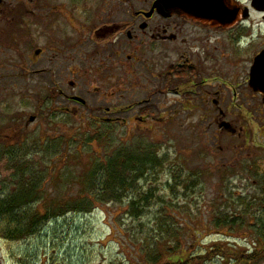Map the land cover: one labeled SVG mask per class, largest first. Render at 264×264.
I'll use <instances>...</instances> for the list:
<instances>
[{"label":"flooded vegetation","instance_id":"1","mask_svg":"<svg viewBox=\"0 0 264 264\" xmlns=\"http://www.w3.org/2000/svg\"><path fill=\"white\" fill-rule=\"evenodd\" d=\"M158 1L0 0V165L19 162L6 153L18 136L24 150L38 128L43 138L46 119L62 118L56 129L66 134L85 112L96 128L123 130L122 149L146 132L164 144L174 114L162 105L161 125L144 107L171 98L177 114L197 116L210 166L243 163L256 191L239 198L263 211L264 0H210L204 9L185 6L201 0L160 9ZM228 138L238 144L221 147ZM156 152L164 164L169 151Z\"/></svg>","mask_w":264,"mask_h":264},{"label":"rangeland","instance_id":"2","mask_svg":"<svg viewBox=\"0 0 264 264\" xmlns=\"http://www.w3.org/2000/svg\"><path fill=\"white\" fill-rule=\"evenodd\" d=\"M162 105L174 114L163 127L165 143L149 132L132 140L137 151H169L162 168L149 171L147 179L136 184L135 190L152 191L155 196L137 213L129 197L136 201L139 197L132 192L111 201L101 199L96 191L102 188L107 164L124 148L123 130L96 128L85 112L82 124L70 118L66 134L56 129L62 118L46 119L49 126L44 123L43 138L38 128L21 145L24 150L18 149V136L6 153L19 162L0 165V194L14 195L39 184L38 196L27 202L39 216L40 229L21 240L0 236V263L171 264L194 258V264H264V210L255 204L243 206L239 198L245 191L251 190L249 196L256 191L243 177V163L210 166L211 157L198 140L199 127L193 124L197 116L177 114L179 106L173 99L161 98L144 107L161 125ZM235 144L228 138L220 145L227 149ZM258 164V177H264V163ZM170 168L173 175L165 177ZM221 168L225 172H219Z\"/></svg>","mask_w":264,"mask_h":264},{"label":"trees","instance_id":"3","mask_svg":"<svg viewBox=\"0 0 264 264\" xmlns=\"http://www.w3.org/2000/svg\"><path fill=\"white\" fill-rule=\"evenodd\" d=\"M138 150L140 151H137L135 147H128L117 153L113 161L109 162L105 168L102 188L96 189L100 193L101 199H109L111 201L122 200L129 192H132L134 196L137 195L139 197L137 201L129 197L131 199V207L136 213L140 211L145 203L147 204L148 199L150 202L155 200L152 191L135 190L136 184H140L142 180L147 179L149 171L161 169L163 165L157 159L156 151L150 153L151 151L148 150ZM173 172L172 168H170L169 171H164L163 175L170 177ZM37 190H39V184L37 186L34 185L33 189H23L14 195L4 196L5 194H0V236L13 241L21 240L35 235L40 229L39 216L34 215L28 209L30 204L27 202L31 199L34 200L38 196ZM241 204L246 206L242 202ZM23 210L25 213L22 212ZM197 260H201V258ZM194 261L195 259L191 258L187 262L181 260L171 264H194ZM246 261L240 262L239 260V263Z\"/></svg>","mask_w":264,"mask_h":264},{"label":"water","instance_id":"4","mask_svg":"<svg viewBox=\"0 0 264 264\" xmlns=\"http://www.w3.org/2000/svg\"><path fill=\"white\" fill-rule=\"evenodd\" d=\"M167 2L173 3L174 5H177V4L180 3L179 0H159L156 3L155 7L158 8V9H160L162 7V4L163 3H167ZM185 6L186 7H192V9H194V7H196V6H199L201 9H204V8L211 7V3H210V0H201V2L195 3L192 6H188V5H185ZM259 67H260V60H259V62L256 63V66L253 69V72H252V83H254V80L257 79V74L261 70ZM256 86H257V84L255 82L254 83V87H256Z\"/></svg>","mask_w":264,"mask_h":264}]
</instances>
